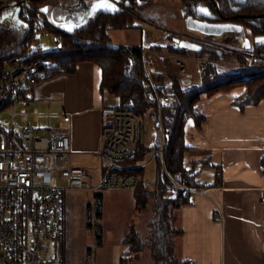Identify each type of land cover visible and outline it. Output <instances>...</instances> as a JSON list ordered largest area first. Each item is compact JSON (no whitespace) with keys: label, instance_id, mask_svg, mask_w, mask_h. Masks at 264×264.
Segmentation results:
<instances>
[{"label":"crops","instance_id":"crops-1","mask_svg":"<svg viewBox=\"0 0 264 264\" xmlns=\"http://www.w3.org/2000/svg\"><path fill=\"white\" fill-rule=\"evenodd\" d=\"M146 26L159 31L150 34L156 42L149 47H160L151 50L155 67L160 70V54L167 52L164 48L169 36L180 37L186 31L180 30L181 25L176 30L147 18L138 26L137 39L132 36L133 43L123 46L139 49L148 46ZM195 65L197 68H187L186 74L177 79L183 88H187L184 80L192 78L194 67L199 68ZM202 76L199 75L200 80ZM101 77L96 63L81 61L72 74L62 73L37 82L5 109L17 106L16 113L25 109L29 125L35 127L45 117V130L69 134L71 160L97 156L102 109L118 105L116 97L112 103L114 96L101 91ZM243 92L239 87L204 98L198 106L206 117L202 131L198 132L191 123L188 126L186 153L192 158L191 167L184 166L191 172L192 180L204 183L207 191L190 194V202L174 211L175 227L180 230L174 238V257L179 262L264 264V97L258 104L240 109L234 101ZM33 112L39 115L35 118L31 116ZM63 115H68L67 121H63ZM149 145L148 141L146 146ZM197 163L211 166L212 172L202 174ZM218 169L220 175H216Z\"/></svg>","mask_w":264,"mask_h":264},{"label":"built area","instance_id":"built-area-1","mask_svg":"<svg viewBox=\"0 0 264 264\" xmlns=\"http://www.w3.org/2000/svg\"><path fill=\"white\" fill-rule=\"evenodd\" d=\"M10 1L0 0V8ZM179 38L204 47L237 52L250 62L256 59L252 48L221 47L195 34ZM151 50L144 45L140 48L145 93L151 102L147 109L152 125L149 148L163 163L165 139L170 131L165 127L166 112H174L175 90L171 79L185 75L188 62L201 64L196 70L200 76L204 74L202 66L208 63L224 67L240 65L167 51L160 54L162 65L158 70ZM28 58L29 54L12 57L0 66V108L14 104L22 91L37 83L43 62ZM158 75L166 79L158 81L155 78ZM38 115L37 112L31 114L35 118ZM28 116L29 113L21 109L9 118L0 119V264H64L62 233L66 190L134 189L138 178L133 173H122L123 163L139 151L144 121L129 108L102 109L101 143L96 156L100 165L96 173H92L87 167L72 164L69 134L40 133L27 123ZM68 118V115L62 116L63 121ZM164 172L171 186L185 196L207 191L204 183L192 180L191 172L175 177L165 169ZM220 173L218 169L216 175Z\"/></svg>","mask_w":264,"mask_h":264},{"label":"trees","instance_id":"trees-1","mask_svg":"<svg viewBox=\"0 0 264 264\" xmlns=\"http://www.w3.org/2000/svg\"><path fill=\"white\" fill-rule=\"evenodd\" d=\"M19 0H11L16 3ZM194 2V0H191ZM223 11H230L225 0H218ZM192 4V2H191ZM3 8H0V12ZM29 27L15 28L0 25V66L12 57H20L29 54L28 60H40L37 82L51 78L58 74H72L78 62L90 61L96 63L102 73L100 89L108 92L118 99L117 107L129 108L137 113L144 121L146 111L151 106L145 93V77L142 64V55L139 48L113 45L108 35L110 29H125L134 27L132 17L129 14H103L96 22L82 31L72 34L59 33L41 26L34 30L32 25L37 23L38 17L32 9L26 10ZM48 31L55 35L59 50L44 51L38 43L36 33ZM169 40L172 36H169ZM226 43L228 41L225 39ZM225 43V44H226ZM233 47V44H226ZM153 50L160 47L153 46ZM168 52L178 55H188V52L174 49L171 45L165 48ZM193 53V52H192ZM257 58L253 60L252 67H238L230 72H222V66L208 63L203 65L204 74L199 85H190L183 88L177 79H171L174 90V112H166L168 119L165 127L169 128L166 135L163 163L158 155H155V176L153 185L148 186L143 179L144 166L140 165L153 151L152 148L141 143L139 151L129 160L123 163L122 173H133L138 182L132 190L135 206L144 207L150 201L152 219L148 223L149 232L142 240L136 235L123 239V243L133 251H140L144 246L149 247L153 264H186L179 262L174 257V238L180 230L175 227L176 215L174 211L190 202L188 196L174 189L164 169L172 176H184L187 170L184 166V155L189 149L187 145L188 126L191 123L198 131H202V125L206 117L199 111V104L203 97H211L217 93H226L235 88H243L244 92L238 96L234 104L240 109L246 105H256L264 97V48L256 51ZM198 59L210 61H227L233 57V53L204 48L200 52L193 53ZM239 63L247 64L248 59L243 55H236ZM158 81H164L166 77L155 76ZM25 92V91H24ZM23 93V91L19 94ZM19 100V99H18ZM0 108L2 110L7 108ZM170 192H174L173 195ZM93 195L98 203L102 198V190L94 191ZM68 197H65L63 207V260L66 264L69 258V249L66 237V219L70 211L67 208ZM100 215L99 211L97 212Z\"/></svg>","mask_w":264,"mask_h":264},{"label":"rangeland","instance_id":"rangeland-1","mask_svg":"<svg viewBox=\"0 0 264 264\" xmlns=\"http://www.w3.org/2000/svg\"><path fill=\"white\" fill-rule=\"evenodd\" d=\"M154 2L155 7L150 9L151 11L148 10V12L150 11L149 14H152L153 18L151 19L159 23L162 22L164 26H169L173 29L179 28V17L174 13L176 5L170 3L164 5L157 3V0H154ZM142 12L143 15L147 16V12ZM142 21V18H134L132 23L134 27L132 28L108 30L111 42L116 45L133 43L130 40L133 39L132 36H134V39H137V29ZM183 27L184 25H182ZM185 34L193 33L190 31L183 32L182 36H185ZM36 37L42 50L53 51L57 49L58 42L54 34L43 31L36 33ZM210 41L218 46L229 48L228 45L217 40ZM232 50L234 49L232 48ZM232 53L234 56L223 62H227L229 65L235 63L240 66H222V72H230L238 67H252L254 59L252 62L248 61L247 64H242L236 60V55L241 54L237 52ZM188 56H193V53L188 52ZM254 57L257 58L256 56ZM193 66L197 68L194 62H188V69ZM198 66L201 68V64ZM195 67L194 72L190 74L192 78L189 77L187 80H184L186 87L192 83L200 84V77ZM111 101L112 103L115 102V97ZM16 109L17 106H13L2 110L0 119L9 118L11 114L16 113ZM49 111H52V109ZM45 121H47V118L42 117L38 123L34 124L40 133L48 134L57 132H48L45 130ZM144 127L143 143L146 144L148 141H151L150 132L152 129L151 119L148 115L144 118ZM153 156L154 151L140 163V165L144 166V182L150 187L153 185L155 176V158ZM191 158L192 155H189L187 152L184 159L185 166L191 167ZM71 162L73 165L87 167L92 173H96L100 165L96 156L73 157ZM196 165L197 169L199 168L202 171V174L205 172L211 173L213 170L211 166H200L199 163ZM94 191L93 189H71L65 192L68 197L67 208L70 211L66 219V237L69 249V258L65 261L66 264H153L149 247L144 246L140 251H133L130 248L131 252L127 254L128 246L123 243V239L125 237L126 239L132 237V233H134L133 236L136 235L142 240L148 234V223L152 219V201L144 207L137 208L132 190L115 188L103 189L102 198L98 203L93 195ZM170 194L173 195L174 192H170ZM98 211L100 215L97 214Z\"/></svg>","mask_w":264,"mask_h":264},{"label":"flooded vegetation","instance_id":"flooded-vegetation-1","mask_svg":"<svg viewBox=\"0 0 264 264\" xmlns=\"http://www.w3.org/2000/svg\"><path fill=\"white\" fill-rule=\"evenodd\" d=\"M17 1L19 5L18 14L15 11L16 3H9L0 12V25L15 28L29 27L26 10L32 9L36 12L38 20L33 26L37 30L40 26L59 33H65L61 28L72 30V33L82 31L96 22L103 12H97L94 17L81 28H74L78 18L88 12L91 0H26ZM87 1V2H86ZM114 9L118 14H129L134 18H153L149 12L155 7L154 0H112ZM157 3L176 5L175 13L179 17V25H184V20L192 18L207 21L212 24H235L242 27L240 32L231 33L226 40L237 41L246 39L256 57L258 51L264 48V0H225L230 11H223L218 0H157ZM84 2V3H83ZM192 2V4H191ZM104 6V2L100 3ZM40 10H43L40 11ZM148 10H150L148 12ZM15 11V12H14ZM79 11V12H78ZM142 11L147 12V16ZM78 12V13H76ZM174 12V11H173ZM73 15V17H72ZM74 15H77L76 17ZM72 17V18H71ZM19 19V20H18ZM187 32V31H186ZM68 34V33H65ZM207 39V38H206ZM210 40V39H207Z\"/></svg>","mask_w":264,"mask_h":264},{"label":"water","instance_id":"water-1","mask_svg":"<svg viewBox=\"0 0 264 264\" xmlns=\"http://www.w3.org/2000/svg\"><path fill=\"white\" fill-rule=\"evenodd\" d=\"M101 2H104V6L100 4ZM87 3H89V5L88 6L84 5V6L86 7L85 8L86 10L88 9L89 13H86L85 15L83 14L82 16H80L74 28H77V27L81 28L84 24H86L89 21V19L94 17V15L97 12L99 13L103 12L105 14L118 13V11L114 9L115 4L112 0H91L90 2H87ZM14 7H15V11L18 14V11H19L18 3H16ZM40 11L43 12V10H40ZM74 16L76 17L77 15H74ZM61 30L64 31L65 33L72 34V30L70 29H66L62 27ZM180 30L190 31L195 35H198V36L210 39V40H217L225 44L226 43L224 42L225 39L231 33L240 32L242 30V27L239 25L227 24V23L226 24H221V23L212 24L207 21H201V20H198V19H195L189 16L184 20V27L182 28L181 26ZM228 43L233 44V47L238 48V49H249L250 48V44L244 38L238 39L235 42L228 41ZM168 45H171L174 49H178V50L186 51V52H193V53L200 52L204 48H206L201 44H198V43L186 40V39H181L178 36H173L172 39L169 41Z\"/></svg>","mask_w":264,"mask_h":264},{"label":"bare ground","instance_id":"bare-ground-1","mask_svg":"<svg viewBox=\"0 0 264 264\" xmlns=\"http://www.w3.org/2000/svg\"><path fill=\"white\" fill-rule=\"evenodd\" d=\"M159 31H157L155 28L153 27H150V26H146V33H148V41L146 42V44L148 46H152L153 44H155V39L153 38H150V34L153 33V34H158Z\"/></svg>","mask_w":264,"mask_h":264}]
</instances>
